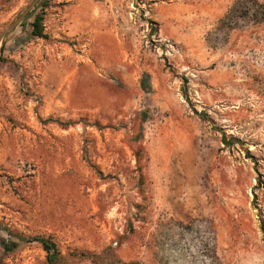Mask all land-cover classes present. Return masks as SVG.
<instances>
[{
  "label": "rangeland",
  "instance_id": "374dc122",
  "mask_svg": "<svg viewBox=\"0 0 264 264\" xmlns=\"http://www.w3.org/2000/svg\"><path fill=\"white\" fill-rule=\"evenodd\" d=\"M249 1L0 0V264H46L34 237L63 264H264V22L219 25Z\"/></svg>",
  "mask_w": 264,
  "mask_h": 264
},
{
  "label": "trees",
  "instance_id": "16d2710c",
  "mask_svg": "<svg viewBox=\"0 0 264 264\" xmlns=\"http://www.w3.org/2000/svg\"><path fill=\"white\" fill-rule=\"evenodd\" d=\"M46 6L47 4L41 3L39 6L40 8L39 12L35 13L28 23V26L30 28V34L32 37L39 38V39H47V35L45 34V27L43 24V13H42L44 9L46 8ZM236 11H240L245 14L244 17H242V19L244 20L250 18L249 20L255 24H260L264 22V4L259 3L256 0H252V1H249L248 3L244 2L241 4L239 3L234 4L228 10L225 16L221 19L219 25L222 27L229 26V24L232 21V14H234ZM152 32H155V30L152 29ZM5 44L6 42L4 41L0 47V56L2 55L3 51H5ZM0 62H3V61L0 59ZM183 82L186 84L187 80L183 79ZM186 94L187 92L186 90H184L183 91L184 98H187ZM197 116L202 121L204 122L207 121V117L205 113H198ZM221 141L224 145H229L224 136L221 137ZM258 176L260 175L258 174ZM260 228L262 230L263 240H264V224L263 223H261ZM31 240L32 242H37L41 246L42 250L45 253L46 264H63L64 258L61 256L59 250L57 249L56 244L52 240L42 238V237H34ZM2 246L4 250L9 252V251H12L17 246V244L9 242V241H5Z\"/></svg>",
  "mask_w": 264,
  "mask_h": 264
},
{
  "label": "water",
  "instance_id": "95a60500",
  "mask_svg": "<svg viewBox=\"0 0 264 264\" xmlns=\"http://www.w3.org/2000/svg\"><path fill=\"white\" fill-rule=\"evenodd\" d=\"M34 4H32L27 10L26 12L16 21L14 22L4 33H2L1 38H3L7 33H9L10 31H12L17 25H19L23 19V17L27 14L28 11H30V9L32 8ZM146 78V76H145Z\"/></svg>",
  "mask_w": 264,
  "mask_h": 264
},
{
  "label": "crops",
  "instance_id": "0c3cea01",
  "mask_svg": "<svg viewBox=\"0 0 264 264\" xmlns=\"http://www.w3.org/2000/svg\"><path fill=\"white\" fill-rule=\"evenodd\" d=\"M62 1L68 2V0L67 1L66 0H62ZM85 24H86L85 26H88V27H91L92 26V23L91 22H87Z\"/></svg>",
  "mask_w": 264,
  "mask_h": 264
}]
</instances>
